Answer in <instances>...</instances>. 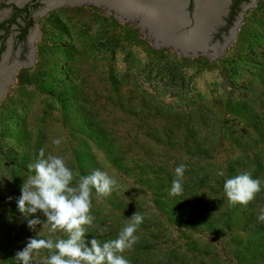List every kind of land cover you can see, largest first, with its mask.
Listing matches in <instances>:
<instances>
[{"label": "rangeland", "instance_id": "rangeland-1", "mask_svg": "<svg viewBox=\"0 0 264 264\" xmlns=\"http://www.w3.org/2000/svg\"><path fill=\"white\" fill-rule=\"evenodd\" d=\"M40 10L30 45L10 33L3 55L19 67L0 95V264H16L30 238H66L43 217L30 230L17 209L41 148L64 157L72 186L98 168L117 180L107 198L93 190L87 235L115 239L143 215L130 264H264V186L247 206L223 191L243 172L264 181V0L193 40L203 51L192 56L103 5ZM180 164L184 191L172 197Z\"/></svg>", "mask_w": 264, "mask_h": 264}, {"label": "clouds", "instance_id": "clouds-1", "mask_svg": "<svg viewBox=\"0 0 264 264\" xmlns=\"http://www.w3.org/2000/svg\"><path fill=\"white\" fill-rule=\"evenodd\" d=\"M52 143L59 145L61 141L55 139ZM28 168L33 174L24 181L21 195L16 200L19 213L30 230L41 225L43 217L50 231H61L66 238L28 239L23 250L16 253V264H33L41 249L49 253L43 264H130L124 253L138 242L136 233L143 223V215L135 212L115 239L101 242L95 237L88 239L87 235L95 220L91 214L93 190L98 199L109 197L118 183L114 177L98 168L90 175H81L76 186H72L73 170L67 166L64 157L46 155L43 148L39 150L35 164ZM186 169L185 164L175 168L169 196L183 193ZM217 175L224 176V173L219 171ZM262 186L264 181L253 178L250 172H243L226 178L223 191L231 204L247 206L262 191ZM257 220L264 222V210Z\"/></svg>", "mask_w": 264, "mask_h": 264}, {"label": "flooded vegetation", "instance_id": "flooded-vegetation-1", "mask_svg": "<svg viewBox=\"0 0 264 264\" xmlns=\"http://www.w3.org/2000/svg\"><path fill=\"white\" fill-rule=\"evenodd\" d=\"M60 0H0V62L7 51L6 43L10 33H14L16 41L24 46L30 45V39L35 36L34 17L35 11L40 7V13L46 12L56 6L67 5L57 2ZM195 0H188L186 9L190 17L195 8ZM252 0H217L219 26L224 31L233 25L239 17L244 6ZM84 4V3H82ZM32 28V30H30ZM219 35V33H217ZM15 63V62H12ZM11 63V64H12ZM10 65H7L8 67Z\"/></svg>", "mask_w": 264, "mask_h": 264}, {"label": "bare ground", "instance_id": "bare-ground-1", "mask_svg": "<svg viewBox=\"0 0 264 264\" xmlns=\"http://www.w3.org/2000/svg\"><path fill=\"white\" fill-rule=\"evenodd\" d=\"M62 3L70 5H79L82 3L103 5L107 10L113 9L117 14L121 15L120 17L123 19L127 18L129 21H136L139 27L143 28L145 31H147V26H149L151 20L161 22L164 21L167 16L172 19L174 17H182L181 14H178L176 11V8L181 5L182 0H63ZM216 3L217 0H206L202 5V13L200 16L202 23L208 21L217 7ZM148 29L151 30V27H148ZM234 32L232 35H234ZM152 39L154 40L155 38ZM156 39V43L164 42L167 46L169 45L176 50L182 49L184 52H190V50L184 47L179 41H168L163 38V36H156ZM194 48L202 50V46L200 45H195L193 46V49ZM2 63H0V95L6 92L5 90L12 82L17 67H19V64L15 63V67L7 70L6 67L2 66Z\"/></svg>", "mask_w": 264, "mask_h": 264}, {"label": "water", "instance_id": "water-1", "mask_svg": "<svg viewBox=\"0 0 264 264\" xmlns=\"http://www.w3.org/2000/svg\"><path fill=\"white\" fill-rule=\"evenodd\" d=\"M206 0H195V8L192 16L188 14V11L186 9V5L188 0H182V3L180 6L176 8V11L178 14H181L182 17H174L173 19L168 17L161 22H156L154 20H151L149 23V26H147V34L149 37L155 38L154 42H156V36H163L168 41H179L184 47L190 50V52L180 50V53L192 56L194 53L202 52L203 50H197L196 48L193 49V46L196 44H193V40H195L197 37L203 38L206 40V38L209 36L210 32L214 30V28L218 25V17L220 15V12H218V7L214 10L208 21L205 23L201 22V11H202V5L205 3ZM63 0H60L57 2L56 5L62 3ZM217 6V5H216ZM121 21H127L128 19L125 18H119ZM148 27H151V30L148 29ZM235 31V28H233L230 31V37L232 36L233 32ZM185 43V44H184ZM158 44L160 45H166V43L161 42ZM175 49V48H174ZM176 50V49H175ZM182 50V51H181ZM2 62H4V57ZM0 62V63H2ZM3 64V63H2ZM15 67V63L11 64L10 66L6 67V69H11ZM12 83V82H11Z\"/></svg>", "mask_w": 264, "mask_h": 264}]
</instances>
